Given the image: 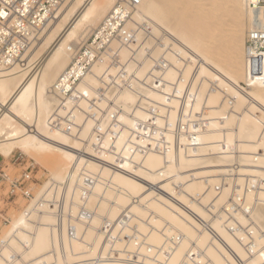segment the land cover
<instances>
[{
	"label": "bare ground",
	"instance_id": "obj_1",
	"mask_svg": "<svg viewBox=\"0 0 264 264\" xmlns=\"http://www.w3.org/2000/svg\"><path fill=\"white\" fill-rule=\"evenodd\" d=\"M251 1L124 5L135 41L109 43L64 107L54 85L80 47L94 57L88 39L118 0H66L33 25L2 4L1 35L23 25L36 35L5 55L25 58V70H0V156L18 150L50 179L15 199L27 202L18 216L8 209L0 264H264V81L246 73V34L259 17ZM134 229L147 234L138 245L121 238Z\"/></svg>",
	"mask_w": 264,
	"mask_h": 264
},
{
	"label": "built area",
	"instance_id": "obj_2",
	"mask_svg": "<svg viewBox=\"0 0 264 264\" xmlns=\"http://www.w3.org/2000/svg\"><path fill=\"white\" fill-rule=\"evenodd\" d=\"M65 1L66 0H0V8L2 4L7 5L8 9L18 6L19 13H16L18 15V19L25 21V24L30 23V25H33L32 23L34 20H42L40 23H45L47 21L51 22L54 20L56 14ZM138 3L139 0H118L117 8L107 17L102 26L97 29L88 39L89 44L94 43V45L97 47L96 54L93 58L89 57V51L87 47H80L76 51V59L66 68L62 77L54 85V95L59 99L60 106L64 107L63 104H60L64 99L68 100L69 102L70 100L68 98L77 101L78 96L80 95V93L75 92L77 83L80 82V80H82L83 77L90 72V68L95 61L102 59V54H104L106 51H111L109 48L110 46L108 45L109 43L113 42L115 39H125V42L135 41L136 36L134 31L131 30L129 31V34L126 35V31L123 29L124 22L129 18L128 14H124V5H127L129 8L133 9L138 5ZM250 5H252L254 10L258 11L259 17L255 25L251 26L246 34L245 53L247 79L253 81H264V0L251 1ZM7 8L5 9L8 10ZM260 9H262V11H259ZM121 12L123 14H121ZM13 31L14 32L8 31L9 33L6 34V36L3 34L1 35L0 33L1 39L3 40V42L0 41V70H8L12 68L25 70L28 66V62L23 57H14L9 59L8 56L5 55L12 51H16L19 54L24 53V49L30 45L29 39L36 35V30L31 28V31L29 32L27 31V27L23 25L19 29ZM38 41L39 38H37L34 43H37ZM38 64V61L34 62L32 68L37 69ZM112 65H115V63H109V66ZM156 67L159 70H162L165 67V64L164 62H158ZM78 74L82 78H75V76ZM68 80H70L69 84H67ZM60 83L63 84L60 85ZM64 86H66V88ZM52 122L53 125H58L60 123L58 120H53ZM117 122V119H114L113 124ZM66 123L70 124L67 121ZM196 125L197 124H195V126ZM101 135L102 134L98 129L94 130L96 141L101 139ZM114 135L115 133H113L111 139L114 138ZM98 148H104V146L99 145ZM11 161L14 165L17 163L18 158L11 157L10 162ZM5 170L6 167L2 168L0 166L1 186H3V183H5V181L8 179V173H6ZM34 180L35 179L32 176L31 171L25 170L23 173H20L18 179H15L9 183V193L4 197V201H6L3 205L4 208L0 207L1 225H7L9 221L7 205H15V199L20 195L25 199H29L31 196L29 195V187L31 184H35V182H33ZM48 204L49 207L53 205L52 202H48ZM56 204L58 207H60L58 202ZM55 217L57 221L54 224V228L56 230L63 229V220L61 219L63 217V212L60 208L55 212ZM124 218L127 220L126 216ZM125 220L124 222L127 223ZM66 229L71 231L72 227L69 225ZM125 231L126 230L122 231L121 238L124 240V242L135 241V245L139 244V238L145 240L147 236V234L140 235L135 229L130 231V233ZM115 239L116 238L111 237V234L108 231V237L106 241L113 243ZM141 239V244H145V242H143ZM166 242H169L171 245H175L173 236L166 237ZM244 247L247 250L245 245ZM114 254H116V256H114ZM114 254L111 255L110 258L118 257L116 252H114ZM166 255H169V253H166ZM137 257L138 255L136 253H131L129 260L131 262H140L141 260H137Z\"/></svg>",
	"mask_w": 264,
	"mask_h": 264
},
{
	"label": "rangeland",
	"instance_id": "obj_3",
	"mask_svg": "<svg viewBox=\"0 0 264 264\" xmlns=\"http://www.w3.org/2000/svg\"><path fill=\"white\" fill-rule=\"evenodd\" d=\"M178 7H181L182 4L177 5ZM224 31H229V25L228 23L225 24L224 26ZM226 42V41H225ZM11 157L14 158H18V161L16 164L13 165L12 161L10 162ZM0 166L6 167V173H8V179L9 180H13L16 177L20 176V173H23L25 170L26 171H31L32 176L34 177V181L35 184H33L31 187H33V190L35 191L38 186L43 185L45 182H47L50 179V175L48 170H46L45 167L41 166L40 164L36 163L34 160L29 159L26 155H24L23 153H21L18 150H14L12 152V154L7 158H3L2 156H0ZM8 186V184L1 186L0 185V206H2L4 208V204L6 201H4V194L5 192L3 191L4 188L6 189ZM33 191V192H34ZM32 192V194H33ZM3 202V204H2ZM27 202L22 200L21 198H19L18 200H16V204L17 206H14L13 204L11 205H7L8 209L12 206L13 208L10 209V214H11V219L15 218L16 216H18L20 214L19 210L22 211V207H24V205ZM5 225H1L0 224V235L2 234V232L5 230Z\"/></svg>",
	"mask_w": 264,
	"mask_h": 264
}]
</instances>
